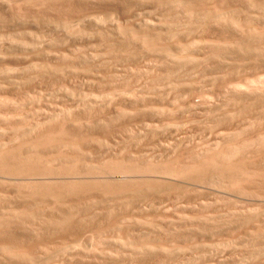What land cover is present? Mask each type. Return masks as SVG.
Returning <instances> with one entry per match:
<instances>
[{"label": "rangeland", "instance_id": "rangeland-1", "mask_svg": "<svg viewBox=\"0 0 264 264\" xmlns=\"http://www.w3.org/2000/svg\"><path fill=\"white\" fill-rule=\"evenodd\" d=\"M0 264H264V0H0Z\"/></svg>", "mask_w": 264, "mask_h": 264}, {"label": "bare ground", "instance_id": "bare-ground-1", "mask_svg": "<svg viewBox=\"0 0 264 264\" xmlns=\"http://www.w3.org/2000/svg\"><path fill=\"white\" fill-rule=\"evenodd\" d=\"M182 1H183V0H182ZM167 3H168V2H167ZM206 6H207V5H206ZM211 10H212V9H210V11H211ZM213 10H214V9H213ZM213 10H212V11H213ZM212 11H211V12H212ZM195 12L197 13V11H195ZM213 13H214V12H213ZM215 13H216V12H215ZM215 13H214V14H215ZM219 13H220V12H219ZM219 13H217L218 16H219ZM197 14H198V13H197ZM209 14H210V13H209ZM214 14H213V15H214ZM207 15H208V14H207ZM204 16H205V15H204ZM204 16H203V17H204ZM218 16H217V17H218ZM207 18H208V16H207ZM211 18H212V17H211ZM197 20H198V19H197ZM213 29H214V28H213ZM174 41H175V40H174ZM174 41H173V42H174ZM166 49H167V48H166ZM163 50H164V49H163ZM168 51H169V50H168ZM169 54H170V51H169ZM169 54H168V55H169ZM165 56L168 57L167 55H165ZM183 62H184V61H183ZM185 62H186V61H185ZM163 78H164V77H163ZM233 85H234V84H233ZM231 86H232V85H231ZM234 86H235V85H234ZM238 86L240 87V85H238ZM253 86H254V85H253ZM258 86H259V85H258ZM187 88H188V87H187ZM231 88H232V87H231ZM231 88H230V89H231ZM236 88H237V87H236ZM236 88H235V90H236ZM233 89H234V88H233ZM238 89H240V88H238ZM231 90H232V89H231ZM233 91H234V90H233ZM236 91H237V90H236ZM242 91H243V90H242ZM234 93H238V92H234ZM240 93H241V92H240ZM221 170H222V169H221ZM218 172H219V171H217L216 173H218ZM214 173H215V171H214ZM220 173H221V171H220ZM109 193H110V192H109ZM105 195H106V194H105ZM107 195H108V194H107ZM111 195H112V194H111ZM117 195L120 196L118 193H117ZM126 195H127V193H126ZM91 196H92V195H91ZM100 196H101V195H100ZM112 196H113V195H112ZM114 196H115V195H114ZM121 196H122V194H121ZM121 196H120V197H121ZM109 197H110V195H109ZM116 197H117V196H116ZM125 197H127V196H125ZM106 198H107V197H106ZM93 199H95V198H93ZM121 214H122V213H121ZM121 214H120V215H121ZM117 215H118V214H117ZM117 215H116V216H117ZM113 216H115V215H113ZM116 218H117V217H116ZM113 219H114V218H113ZM112 221H113V220H112ZM158 249H159V247H158ZM156 250H157V249H155V251H156ZM162 251H163V250H162ZM164 251H165V250H164ZM151 252H152V251H151ZM156 252H157V251H156ZM160 253H162V252H160ZM163 253H164V252H163Z\"/></svg>", "mask_w": 264, "mask_h": 264}]
</instances>
